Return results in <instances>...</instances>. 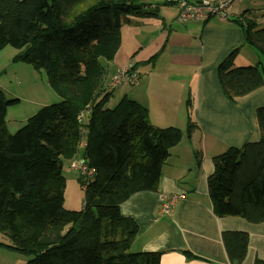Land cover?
I'll return each instance as SVG.
<instances>
[{"label":"trees","instance_id":"obj_1","mask_svg":"<svg viewBox=\"0 0 264 264\" xmlns=\"http://www.w3.org/2000/svg\"><path fill=\"white\" fill-rule=\"evenodd\" d=\"M162 4L171 3L0 0V51L16 49L12 61L44 72L61 98L10 134L6 111L18 100L0 90V234L10 241L0 246L33 256L26 264H160V252L129 251L138 225L120 205L136 193L157 191L169 150L195 125L185 132L156 127L146 108L126 97L107 108L113 91L105 89L109 79L99 59L113 62L122 27L131 18L155 17ZM246 14L240 16L246 40L263 60L235 67L234 50L217 65L229 100L264 87V28ZM256 122L258 141L213 158L207 188L217 217L264 222V106L257 108ZM75 155L94 170L90 182L79 174L84 203L76 212L63 208V162ZM222 240L230 262H242L247 234L224 232Z\"/></svg>","mask_w":264,"mask_h":264},{"label":"crops","instance_id":"obj_2","mask_svg":"<svg viewBox=\"0 0 264 264\" xmlns=\"http://www.w3.org/2000/svg\"><path fill=\"white\" fill-rule=\"evenodd\" d=\"M177 11L162 4L155 17L130 20L121 29L117 57L106 66H113V74L133 59L140 75L136 84L114 90L120 91L115 92L114 106L126 97L145 107L156 127L185 132L189 123L195 125L190 137L183 136L169 150L157 191L136 193L120 205L121 213L138 225L131 247L135 252H160V264H232L222 235L243 232L248 236L247 251L236 264H255L264 261V222L217 217L207 179L214 170L213 158L260 139L256 110L264 106V87L227 99L219 86L217 65L234 50L235 67L260 62L261 54H240L243 47L252 46L238 18L241 14L230 21L180 22ZM171 195L180 198L166 215L160 198Z\"/></svg>","mask_w":264,"mask_h":264},{"label":"rangeland","instance_id":"obj_3","mask_svg":"<svg viewBox=\"0 0 264 264\" xmlns=\"http://www.w3.org/2000/svg\"><path fill=\"white\" fill-rule=\"evenodd\" d=\"M200 1L201 0H195V2ZM170 5L174 6L172 3ZM231 12L233 15L247 12L249 13V17L256 21L257 29L264 28V0H242L241 2H235L231 7ZM132 19L133 18H131V20ZM239 19L242 20L241 17H239ZM138 31L142 32L139 29ZM127 39L126 35H124V48ZM16 53L17 50L11 46H7L0 51V90L4 93L7 100H18L17 103L8 106L6 111L5 126L10 134L20 129L26 120L39 109L61 101V98L49 86L44 72L36 71L28 64L12 61V57ZM240 54H261V52L257 46L253 45L243 47ZM130 60L134 61L133 59H129V61ZM262 60L263 57L261 56L260 61ZM99 62H101L103 67H106L107 63L103 58H100ZM257 63L258 62H253V65ZM110 64H113V62ZM238 65L246 66L243 64ZM112 72V65H109L108 68L106 67V79H110ZM126 86L129 85H124L120 89L124 90ZM115 92L120 91H113L107 108L113 109L115 107L114 105L118 101ZM76 156L77 155L68 162H63V176L65 181L63 208L67 211L75 212L79 211L84 203V189L81 184L80 176L69 168L70 161L75 159ZM0 243L7 246L10 245V241L1 234ZM129 251L134 253L135 249L131 247ZM32 258L33 256L20 254L18 251L9 250L6 247L0 246V264H26L27 261Z\"/></svg>","mask_w":264,"mask_h":264},{"label":"built area","instance_id":"obj_4","mask_svg":"<svg viewBox=\"0 0 264 264\" xmlns=\"http://www.w3.org/2000/svg\"><path fill=\"white\" fill-rule=\"evenodd\" d=\"M177 8V19L180 22L200 21L206 22L210 18H217L221 21H230L233 17L231 7L235 2L242 0H168ZM139 74L131 70V64H126L114 74L105 85L107 91H113L125 84L133 85L139 81ZM69 168L86 178L90 182L94 174L92 168L86 167L84 161L77 157L70 161ZM180 196H162L160 198L162 212L170 214L174 204Z\"/></svg>","mask_w":264,"mask_h":264},{"label":"bare ground","instance_id":"obj_5","mask_svg":"<svg viewBox=\"0 0 264 264\" xmlns=\"http://www.w3.org/2000/svg\"><path fill=\"white\" fill-rule=\"evenodd\" d=\"M128 63H130L131 64V70L133 71V72H137L138 73V71L135 69V67H134V64H133V61H129ZM127 63V64H128ZM123 68V67H122ZM120 68H118L117 70H116V72L119 70ZM116 72H114L112 75H111V77L114 75V74H116ZM110 77V78H111ZM125 85H129V84H125ZM124 86V85H123ZM130 86V85H129Z\"/></svg>","mask_w":264,"mask_h":264},{"label":"clouds","instance_id":"obj_6","mask_svg":"<svg viewBox=\"0 0 264 264\" xmlns=\"http://www.w3.org/2000/svg\"><path fill=\"white\" fill-rule=\"evenodd\" d=\"M233 14V13H232ZM139 74V73H138ZM140 76V75H139ZM139 79H140V77H139ZM136 84V83H135ZM106 85V84H105ZM134 85V84H133ZM122 87V86H121ZM120 88V87H119ZM118 89V88H117ZM116 90V89H115ZM114 91V90H113ZM81 146H82V144H81ZM78 156H76V158H77ZM73 171V170H72ZM74 172H76V171H74ZM77 173V172H76Z\"/></svg>","mask_w":264,"mask_h":264}]
</instances>
